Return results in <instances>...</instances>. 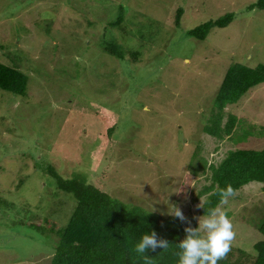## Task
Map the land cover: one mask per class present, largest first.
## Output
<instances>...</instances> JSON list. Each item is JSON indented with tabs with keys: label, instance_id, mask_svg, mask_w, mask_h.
I'll use <instances>...</instances> for the list:
<instances>
[{
	"label": "rangeland",
	"instance_id": "1",
	"mask_svg": "<svg viewBox=\"0 0 264 264\" xmlns=\"http://www.w3.org/2000/svg\"><path fill=\"white\" fill-rule=\"evenodd\" d=\"M256 2L0 0V62L28 79L25 97L0 90V264L50 263L58 241L50 229L64 227L75 205L53 172L84 175L160 215L176 205L201 216L205 197L197 195L209 166L229 151L264 147V83L224 109L238 119L229 139L204 131L218 119L213 103L227 69L264 64V10L248 9ZM226 14L233 21L204 40L187 35ZM105 38L122 59L104 53ZM113 110L111 148L104 139ZM253 205L264 208L263 183L243 186L222 206L232 215L233 245L246 251L259 234L234 218ZM35 217L43 232L17 223Z\"/></svg>",
	"mask_w": 264,
	"mask_h": 264
},
{
	"label": "trees",
	"instance_id": "2",
	"mask_svg": "<svg viewBox=\"0 0 264 264\" xmlns=\"http://www.w3.org/2000/svg\"><path fill=\"white\" fill-rule=\"evenodd\" d=\"M248 9L264 10V0H257ZM182 15L183 10L177 9L175 25L180 24ZM233 19V14H226L217 20H210L189 30L187 35L196 40H204L211 29L225 28ZM121 20L122 17L116 18L115 26ZM104 41L106 43L102 49L105 54L118 59L123 58L119 45L113 43L111 39L105 38ZM262 83H264V64L255 67L232 64L224 75L213 103L220 112L218 119L213 121V124L205 126L204 131L221 141L224 137L229 139L238 119L223 113L224 109L227 105L237 103L250 89ZM27 85V76L16 64L7 65L0 62V90L14 96L25 97ZM112 114H114L113 118L106 121L108 127L104 141L107 145L112 142L111 132L115 129L114 110ZM225 116L227 121L223 123ZM108 146L112 148V145ZM205 166L202 165L201 172L205 171ZM209 169L210 175L205 177L209 184L204 185L197 195V199L200 196L205 197L200 207L201 216L207 215L210 209L219 204V190L226 185L231 184L239 191L252 182L264 184V147L261 150L229 151L218 165H210ZM189 170H191L188 171L189 174H198L192 169ZM52 174L57 181L58 189L71 194L75 199V205L64 227L59 228L54 224L50 229L56 232L58 241L53 246L54 253L49 264H146L144 256L135 251V245L143 234L152 230L157 233V239H167L171 244L167 249L158 248L155 252L148 250L146 255L150 264H178L177 253L180 250L176 244L185 236L184 228L188 226L187 220L182 222L171 215H160L139 205L124 203L111 193L90 183L84 175L71 174L65 179L55 172ZM190 179L188 180L187 177L183 179L182 189L187 186H185L186 182L189 184ZM182 189L179 193L185 195ZM255 208L258 206L243 207L234 218L239 224L255 228V235L259 234L258 239L254 241L251 239L252 252L232 245L227 257L218 264H264V208L257 209L258 212L261 209L259 215L253 212ZM226 213L228 217H232L231 213ZM184 215L191 221L192 227L198 226L195 214L189 212ZM36 218L27 222L20 220L17 223L21 226L36 227L43 232L42 226L37 225ZM38 219L41 222V219Z\"/></svg>",
	"mask_w": 264,
	"mask_h": 264
},
{
	"label": "clouds",
	"instance_id": "3",
	"mask_svg": "<svg viewBox=\"0 0 264 264\" xmlns=\"http://www.w3.org/2000/svg\"><path fill=\"white\" fill-rule=\"evenodd\" d=\"M219 195V204L210 209L207 215L196 218L197 227L191 226V221L185 217L180 207L171 205L168 214L182 222L187 220L188 225L184 228V238L176 244L180 250L177 253L178 264H218L231 251L236 232L232 220L222 206L228 203L229 198L237 196L238 191L228 184L219 190ZM198 207H202V204ZM170 244L167 239H157V233L152 230L142 235L135 245V251L144 256L146 264H150L146 255L148 250L155 252L158 248L167 249Z\"/></svg>",
	"mask_w": 264,
	"mask_h": 264
}]
</instances>
